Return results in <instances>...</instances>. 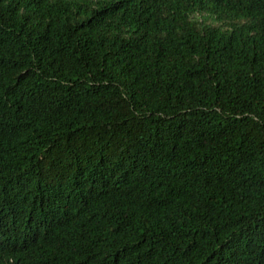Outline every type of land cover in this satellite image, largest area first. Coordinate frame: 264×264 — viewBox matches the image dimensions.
<instances>
[{
  "label": "trees",
  "instance_id": "1",
  "mask_svg": "<svg viewBox=\"0 0 264 264\" xmlns=\"http://www.w3.org/2000/svg\"><path fill=\"white\" fill-rule=\"evenodd\" d=\"M0 264H264V0H0Z\"/></svg>",
  "mask_w": 264,
  "mask_h": 264
}]
</instances>
